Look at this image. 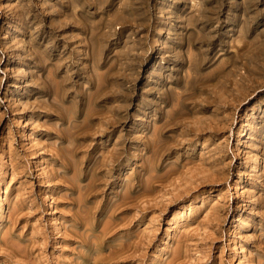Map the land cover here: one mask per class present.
Segmentation results:
<instances>
[{
  "label": "rangeland",
  "instance_id": "obj_1",
  "mask_svg": "<svg viewBox=\"0 0 264 264\" xmlns=\"http://www.w3.org/2000/svg\"><path fill=\"white\" fill-rule=\"evenodd\" d=\"M0 264H264V0H0Z\"/></svg>",
  "mask_w": 264,
  "mask_h": 264
},
{
  "label": "bare ground",
  "instance_id": "obj_2",
  "mask_svg": "<svg viewBox=\"0 0 264 264\" xmlns=\"http://www.w3.org/2000/svg\"><path fill=\"white\" fill-rule=\"evenodd\" d=\"M59 91H60V89H59ZM56 94H57V93H56ZM57 96H58V95H57ZM88 98H89V97H88ZM90 98H91V97H90ZM55 99H56V98H55ZM58 99H59V98H58ZM91 99H92V98H91ZM86 100H87V99H86ZM55 101H56V100H55ZM87 101H88V100H87ZM90 102H91V101H90ZM51 103H52V102H51ZM90 106H91V105H90ZM65 107H66V106H65ZM67 108H68V107H66V109H67ZM87 109H89V108L87 107ZM88 111H89V110H88ZM92 111H93V110H92ZM66 113H67V110H66ZM87 113H88V112H87ZM69 118H70V117H69ZM67 121H68V120H67ZM77 124H79V123H77ZM81 124H82V123H81ZM69 125H70V124H69ZM84 125H85V124H84ZM84 125L82 124V125H80L79 127H83ZM72 127H73V126H72ZM79 129H80V128H79ZM70 130H71V129H70ZM70 130H69V131H70ZM72 130H73V129H72ZM66 131H67V130H66ZM162 131H163V130H162ZM67 133H68V132H67ZM68 134H70V133H68ZM67 137H68V136H67ZM70 137H71V136H70ZM69 139H70V138H69ZM67 140H68V139H67ZM68 141H70V140H68ZM74 145H75V144H74ZM74 145H72V146H74ZM72 146H71V148H72ZM78 146H79V145H78ZM81 146H82V145H81ZM156 146H157V145H156ZM69 147H70V146H69ZM83 147H85V146H83ZM152 147H153V146H152ZM72 149H73V148H72ZM81 149H82V148H81ZM86 149H87V148H86ZM76 150H77V148H76ZM153 150H154V149H153ZM153 150H152V151H153ZM66 151H67V150H66ZM70 151H72V150H70ZM85 151H86V150H85ZM82 152H84V151H82ZM153 152H154V151H153ZM68 153H69V152H68ZM68 153H67V154H68ZM69 155H70V153H69ZM152 155H153V154H152ZM117 158H118V156H117L115 159L117 160ZM92 159H93V158H92ZM108 160H109V159H108ZM58 161H59V160H58ZM89 161H90V160H89ZM91 161H92V160H91ZM98 162H99V161H98ZM104 162H105V161H104ZM109 162H110V160H109ZM109 162L107 161V167L109 166V165H108ZM112 162H113V161H112ZM89 163H90V162H89ZM100 163H102V162H100ZM100 163H99V164H100ZM117 163H118V162H117ZM117 163H116V164H117ZM71 164H72V163H71ZM92 164H93V163H92ZM97 165H98V164H97ZM101 165H102V164H100V166H101ZM72 166H73V165H72ZM90 166H91V165H90ZM98 166H99V165H98ZM102 167H103V166H102ZM104 167H105V164H104ZM107 167H106V168H107ZM112 167H113V166H112ZM91 168H92V167H91ZM99 168H100V167H99ZM94 169H95V168H94ZM103 169H104V168H103ZM112 169H113V168H112ZM95 170H96V169H95ZM95 170H94V172H95ZM97 170H98V169H97ZM108 170H109V169H108ZM108 170H106V171H108ZM87 171H88V170H87ZM100 171H101V170H100ZM96 173H97V172H96ZM96 173H95V175H96ZM99 173H100V172H99ZM107 173H108V172H107ZM107 173H105V174H107ZM100 174H101V173H100ZM102 174H103V173H102ZM107 175H108V174H107ZM102 176H104V175H102ZM72 177H73V176H72ZM87 177H88V176H87ZM97 177H98V175H97ZM90 178H91V176H90ZM91 179H92V178H91ZM102 179H104V177H103ZM97 180L99 181L100 179H97ZM150 180H152V179H150ZM87 181H89V180H87ZM95 181H96V179H95ZM100 181H101V180H100ZM102 181H103V180H102ZM147 181L149 182V180H147ZM91 182H92V181H91ZM104 182H106V179H105ZM84 183H85V182H84ZM146 183H147V182H146ZM146 183H145V184H146ZM93 184H94V183H93ZM98 184H99V183H98ZM98 184H97V185H98ZM86 185H89V184H86ZM95 185H96V184H95ZM99 185H100V184H99ZM102 185H103V184H102ZM105 185H107V184H105ZM67 186H68V185H67ZM67 186H66V187H67ZM69 186H70V185H69ZM71 187H72V185H71ZM78 187H79V186H78ZM86 187H87V186H86ZM100 187H101V186H100ZM100 187H99V188H100ZM144 187L146 188V186H144ZM69 188H70V187H69ZM75 188H76V187H75ZM88 188H89V186L87 187V190H88ZM94 188H95V187H94ZM145 188H144V189H145ZM80 189H81V187H80ZM97 189H98V188H97ZM103 189H104V188H103ZM78 190H79V189H78ZM85 190H86V188H85ZM85 190H84V192H85ZM93 190H94V189H93ZM95 190H96V189H95ZM101 190H102V189H101ZM75 191H76V190H75ZM75 191H74V192H75ZM141 191H142V190H141ZM79 192H80V191H79ZM84 192H83V194H84ZM94 192H96V191H94ZM76 193H77V191H76ZM88 193H90V192H88ZM73 194H74V193H73ZM91 194H92V193H91ZM93 194H94V193H93ZM93 194H92V195H93ZM99 194H101V193H99ZM78 195H79V194H78ZM78 195L76 194V197H78ZM95 195H97V194H95ZM101 195H102V194H101ZM62 196H63V195H62ZM81 196H82V193H81ZM98 196H99V195H98ZM70 198H72V197H70ZM79 198H81V197L79 196ZM94 198H95V197H94ZM71 200L73 201V199H71ZM78 202L80 203V201H78ZM79 203H78V204H79ZM116 203H117V202H116ZM73 204H74V203H73ZM82 204H83V203H82ZM82 204H81V205H82ZM114 204H115V203H114ZM76 205H77V204H76ZM81 205H80V206H81ZM115 205H116V204H115ZM115 205H113V206H115ZM117 205H118V204H117ZM74 206H75V205H74ZM133 206H134V205H133ZM142 206H143V205H142ZM77 207H78V206H77ZM112 208H113V207H112ZM80 209H81V208H80ZM117 210H118V209H117ZM145 210H146V209H145ZM147 210H148V209H147ZM147 210H146V211H147ZM149 210H150V209H149ZM77 211H78V210H77ZM82 211H83V210H82ZM82 211H81V212H82ZM85 211H87V210H85ZM79 212H80V211H79ZM79 212H77V213H79ZM98 212H100V210H99ZM110 212H111V211H110ZM87 213H89V212H87ZM87 213H86V214H87ZM108 213H109V212H108ZM113 213H114V212H113ZM134 213H135V212H134ZM149 213H150V212H149ZM75 214H76V213H75ZM79 214H80V213H79ZM79 214H78V217H79ZM98 214H99V213H98ZM81 216H82V215H81ZM117 217H118V215H117ZM124 217H125V216H124ZM73 218H74V217H73ZM83 218H84V217H83ZM121 218H122V217H121ZM71 220H72V219H71ZM80 220H81V219H80ZM84 221H86V219H85ZM81 222H83V221H81ZM99 222H100V221H99ZM84 223H85V222H84ZM73 225H74V224H73ZM77 225H78V224H77ZM100 225H101V224H100ZM82 226L85 227V226H86V223H85V226H84V225H82ZM78 227H79V226H78ZM98 227H99V225H98ZM104 227H106V226H104ZM80 228L82 229V227H80ZM86 229H87V228H86ZM86 229H85V230H86ZM111 229H112V228H111ZM73 230H74V229H73ZM99 230H100V227H99ZM99 230H98V231H99ZM104 230H106V229H104ZM80 231H81V230H80ZM100 231L103 232L102 228H101ZM74 232L77 233L76 230H74ZM107 232H110V231H107ZM78 233H79L80 235L82 234V232H81V233L78 232ZM84 233H85V232H84ZM105 234H106V233H105ZM107 234H108V233H107ZM107 234H106V235H107ZM85 235H86V233H85ZM85 235H84V236H85ZM88 235H89V234H88ZM88 235H87V236H88ZM84 236H83V237H84ZM100 236H101V235H100ZM95 237H96V236H95ZM97 237H98V236H97ZM146 237H148V236H146ZM80 239H81V238H80ZM85 239H86V236H85ZM91 239H92V238H91ZM102 239H103V237H102ZM82 240H83V238H82ZM92 240H93V239H92ZM92 240H91V241H92ZM96 240H97V239H96ZM147 240H148V239H147ZM78 241H79V240H78ZM82 242H83V241H82ZM93 242H94V241H93ZM89 243H90V241H89ZM143 243H144V242H143ZM66 244H67V243H66ZM140 246H141V245H140ZM90 247H91V245H90ZM141 248H142V247H141ZM38 249H39V248H38ZM93 249H94V248H93ZM171 255H172V252H171ZM172 257H173V256H172Z\"/></svg>",
  "mask_w": 264,
  "mask_h": 264
}]
</instances>
